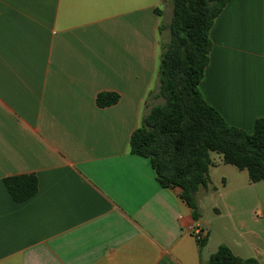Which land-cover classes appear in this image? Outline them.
<instances>
[{"label":"crops","instance_id":"0c3cea01","mask_svg":"<svg viewBox=\"0 0 264 264\" xmlns=\"http://www.w3.org/2000/svg\"><path fill=\"white\" fill-rule=\"evenodd\" d=\"M170 9L0 0V264H204L222 244L264 264V180L211 156L196 220L181 188H164L150 158L130 150L142 117L165 102L157 73L170 31L159 26ZM210 37L200 90L228 124L253 132L264 117V0H230ZM99 92L120 99L100 107ZM31 173L37 193L15 201L5 177Z\"/></svg>","mask_w":264,"mask_h":264},{"label":"trees","instance_id":"16d2710c","mask_svg":"<svg viewBox=\"0 0 264 264\" xmlns=\"http://www.w3.org/2000/svg\"><path fill=\"white\" fill-rule=\"evenodd\" d=\"M230 0H172V19L161 23L170 37L162 44L158 82L163 104L144 115L131 134L133 154L150 158L157 179L164 188L178 186L180 197L201 218L196 193L210 182L211 152L222 155L223 162L246 170L249 180H264V117L256 119L253 132L232 126L210 105L200 90L213 42L210 29ZM161 14V10H157ZM116 92H99L100 107L116 104ZM4 184L17 202L38 191L36 174L7 176ZM207 236L198 240L201 247ZM204 264H258L255 258H241L222 244Z\"/></svg>","mask_w":264,"mask_h":264},{"label":"rangeland","instance_id":"374dc122","mask_svg":"<svg viewBox=\"0 0 264 264\" xmlns=\"http://www.w3.org/2000/svg\"><path fill=\"white\" fill-rule=\"evenodd\" d=\"M171 4H172V0H171ZM172 13V10L170 9L169 11H166L165 12V15H164V18H166V17H168L169 16V14H171ZM211 156H212V158L213 159H218V157H222L221 156V154L220 153H217V152H211ZM228 166V168H233L234 170H236L237 168L235 167V166H233V165H227ZM236 168V169H235ZM238 170V169H237ZM245 172H247L246 170H245ZM213 173L215 174V172L213 171ZM256 186V185H255ZM258 187H255V189L257 188V191H259V192H264V181L263 182H261L260 184H258L257 185ZM208 200H210V199H206L205 201H207V205L208 204H210V202H208Z\"/></svg>","mask_w":264,"mask_h":264},{"label":"built area","instance_id":"2783aa9c","mask_svg":"<svg viewBox=\"0 0 264 264\" xmlns=\"http://www.w3.org/2000/svg\"><path fill=\"white\" fill-rule=\"evenodd\" d=\"M193 232L195 234V237L197 238V240H202L203 238H205L206 233L204 232V229L202 227H195L193 229Z\"/></svg>","mask_w":264,"mask_h":264}]
</instances>
